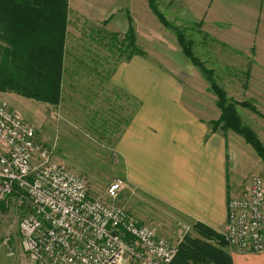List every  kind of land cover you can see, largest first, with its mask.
Listing matches in <instances>:
<instances>
[{
    "label": "crops",
    "instance_id": "0c3cea01",
    "mask_svg": "<svg viewBox=\"0 0 264 264\" xmlns=\"http://www.w3.org/2000/svg\"><path fill=\"white\" fill-rule=\"evenodd\" d=\"M157 1L173 22L172 27L191 32L194 46L206 62L211 63L210 58L216 57L218 71L230 74L232 79L239 78L238 91L255 100L257 110L264 115V0ZM146 2L73 0L75 5L85 4L92 14L105 17L104 20L115 15L107 23H120L119 30H128L130 15L136 45H142V40L159 48L170 41L176 45V34L174 42L152 17L148 18L150 29L145 28L147 34H140L135 28L138 20L147 21L143 16L148 13ZM71 7L73 14L77 8L72 3ZM95 27L90 29L98 30ZM155 52L152 59L147 54L125 57L111 76L127 104L133 105L116 140L126 189L133 188L137 194L126 203L131 209L136 205L134 214H139L142 222H158L157 214H162L172 224L189 223L190 249L197 250L205 237L193 226L200 223L219 232L227 220L229 197L244 189L245 177L250 173L244 168L245 160L251 150L235 132L213 129L221 110L208 86L195 85V66H181L167 53ZM182 55L180 61L188 62ZM179 73L187 79L186 86L179 85ZM260 113L255 114L264 119ZM140 214H145V218ZM169 229L170 232H159L172 238L173 227ZM205 241L214 250H226L232 264H264V252L241 253L215 240Z\"/></svg>",
    "mask_w": 264,
    "mask_h": 264
},
{
    "label": "rangeland",
    "instance_id": "374dc122",
    "mask_svg": "<svg viewBox=\"0 0 264 264\" xmlns=\"http://www.w3.org/2000/svg\"><path fill=\"white\" fill-rule=\"evenodd\" d=\"M68 1L70 6L72 3V6L74 5L77 8V11L75 10L70 15L65 63L67 67L71 66V69L78 75H70L66 72L62 101L58 105H53L27 98L15 92L2 91H0V99L7 100L14 105L16 110L21 112L35 126L37 141L53 149L54 159L65 163L86 178L91 196H98L110 203L124 206L134 214L135 211L133 209L137 210L136 205L131 209L128 208L129 203H126L128 199L133 201L134 196L137 197L133 188L127 190L124 182L122 190L115 199L108 197L107 188L114 179H125L123 175L124 167L121 169V157L116 148V140L122 124L127 120L128 114H130L131 106L133 107V105L129 106L127 104L124 94L115 87L111 80L116 67L119 63L126 60V54L129 55L131 49L128 48L129 46L124 47L126 51L122 48L124 53L115 44L119 45L120 41L130 42V38H126V35L130 31L136 35V30L132 25L130 15L128 30H119L121 28L120 23H107L115 15H110L107 17L108 20H104L103 18L105 17H98L92 14L85 4L75 5L73 0H71V3L70 0ZM146 1L148 13L143 16L147 21L138 20L135 28H138L140 34H147L145 28H147L146 30L150 29L148 18L152 17L155 23L158 22L166 29L170 39L172 38L175 42L174 35L176 34L177 36L178 30L172 27L174 26L173 22L165 16L162 4H159L160 2L157 0ZM153 6L160 13H163L168 24L160 20L154 12ZM156 18L158 19L157 21ZM94 26L98 30L92 31ZM111 26L119 31L113 30ZM178 28L179 32L186 38V41L191 43L193 53L201 60L203 66L211 70L213 80L225 91L227 100L249 102L252 106H255V100L252 98L247 99V97L249 98L247 94H241L238 91L241 83L239 78L232 79L230 74L225 73L223 75L221 71H218L215 63L216 57L210 58L211 63L206 62L204 55L194 46L191 32L181 27ZM115 33L119 35L120 40L118 39V42L111 38V35ZM165 39L167 40V38ZM141 43L144 45H140L137 42V46L143 53H133L131 56L134 54H147L152 59L153 55L157 54L155 51H158V53L161 51L179 61L181 66H187L188 63L192 64V66L194 65L195 85L199 87L208 86L214 94L217 103L218 97L214 93L211 81L202 69L185 54L179 41H176V45H173L172 41H170L167 46L161 48L154 47L145 40H142ZM181 54L188 62L180 61ZM160 65L167 66L168 64L160 63ZM177 75L180 77L178 79L179 85L186 86L187 79L184 74L179 73ZM237 110L242 126L251 129L264 147V119L256 115V111L252 110L250 106L238 105ZM261 116L264 117L262 114ZM235 134L238 133L235 132ZM239 136L245 139L241 135ZM247 146L250 148L251 153L247 157L245 156L244 168L250 173L245 177V184L252 175H260L264 178V160L252 145L248 143ZM245 184H243L242 188H244ZM22 210V208L11 202L7 205L0 204V264H32L21 245L19 222L23 214ZM140 215L145 218V214ZM137 216L139 217V214ZM157 216L153 217H156L158 222L157 220L155 222L149 220L145 222L147 224L150 223L149 225L155 227L158 231L166 229L170 232L171 229L169 228L171 226L173 227V232L177 229L176 223L172 224L167 215L157 214ZM186 224L190 226L189 223ZM190 231L191 228L185 233V236ZM165 236L169 239L174 238H171L170 235Z\"/></svg>",
    "mask_w": 264,
    "mask_h": 264
},
{
    "label": "built area",
    "instance_id": "2783aa9c",
    "mask_svg": "<svg viewBox=\"0 0 264 264\" xmlns=\"http://www.w3.org/2000/svg\"><path fill=\"white\" fill-rule=\"evenodd\" d=\"M52 151L37 141L35 126L21 112L0 100V204L23 209L21 245L32 264L172 263L190 226L177 223L174 238H167L124 206L91 196L86 178ZM124 182L109 184L110 199ZM227 209L219 230L227 245L264 252V178L252 175L229 197Z\"/></svg>",
    "mask_w": 264,
    "mask_h": 264
},
{
    "label": "trees",
    "instance_id": "16d2710c",
    "mask_svg": "<svg viewBox=\"0 0 264 264\" xmlns=\"http://www.w3.org/2000/svg\"><path fill=\"white\" fill-rule=\"evenodd\" d=\"M153 10L162 22L168 24L155 6ZM70 15L72 10L68 0H0V91L15 92L53 105L62 101L66 72L78 75L65 63ZM177 30L185 54L207 75L218 97L221 116L213 122V129L238 133L264 160V147L251 129L242 126L237 106H250L252 110L260 112L249 102L227 100L225 91L213 80L211 70L203 66L193 53L191 43ZM128 37L130 42L120 41L119 45L115 44L122 52L126 51L124 47L129 46L131 52L126 54V58H130L133 53H143L136 45L132 31L126 35ZM111 38L118 42L119 35L112 34ZM133 215L138 219V216ZM193 227L205 240L212 239L227 245L218 231L200 223ZM205 240L200 241L202 244L197 250H191V239L185 236L171 264H232L226 250H214L212 244Z\"/></svg>",
    "mask_w": 264,
    "mask_h": 264
}]
</instances>
